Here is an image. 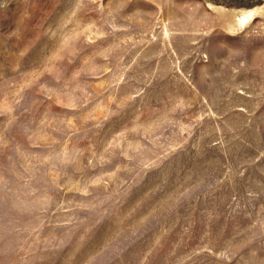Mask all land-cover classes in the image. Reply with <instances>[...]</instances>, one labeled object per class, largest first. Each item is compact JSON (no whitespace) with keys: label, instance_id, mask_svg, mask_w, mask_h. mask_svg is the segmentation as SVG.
<instances>
[{"label":"rangeland","instance_id":"374dc122","mask_svg":"<svg viewBox=\"0 0 264 264\" xmlns=\"http://www.w3.org/2000/svg\"><path fill=\"white\" fill-rule=\"evenodd\" d=\"M0 264H264V0H0Z\"/></svg>","mask_w":264,"mask_h":264}]
</instances>
